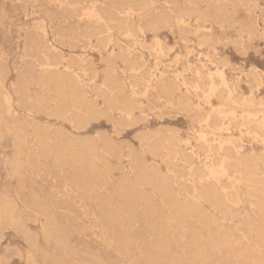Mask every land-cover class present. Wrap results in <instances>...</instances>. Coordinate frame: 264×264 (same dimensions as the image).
I'll return each mask as SVG.
<instances>
[{"label":"rangeland","instance_id":"374dc122","mask_svg":"<svg viewBox=\"0 0 264 264\" xmlns=\"http://www.w3.org/2000/svg\"><path fill=\"white\" fill-rule=\"evenodd\" d=\"M184 1L150 0V4L154 13L172 12L171 9H173L175 4L181 5ZM252 1L254 6L251 13L257 18L258 31L253 36H249L247 33L239 35L237 27L228 28L226 25L221 28L218 25H214L213 32L217 37V43H215L216 41L214 42V51H212L208 46L200 44L194 33L187 34V38L185 37L184 40L180 38L178 28L174 25L160 29L156 34L152 31L146 32L147 30L140 32L142 24L146 21V10L145 8L137 7L132 0H122L118 5H114L111 0H0V94L10 106L9 109L0 108V125L7 134V138L0 145V160L5 163L4 172L7 188L19 197H29V205L42 207L39 214V216L41 215L40 218L38 216L39 220L34 221L26 218L25 226L20 228V230L19 228L16 230L14 227L4 223L0 224V251H3V253L6 251L5 253L7 254L6 260L2 264H29L31 261L33 264H43V253L41 252L55 254L52 262H56L55 257L60 260V255L62 254L60 247L64 245L66 248V242L69 240L67 249H71L70 243H72L73 251L66 249L67 253L63 257V261L67 262H65L66 264L72 262L74 264L81 263L80 255L83 258L88 250H94L93 252L91 251V255L97 254L95 251L101 252L104 260L108 262L147 264L143 255L138 254L137 251H132L130 247L124 250L122 254L113 251L115 235L113 228L105 220L107 219L105 206L108 203L105 195L113 189L112 187L115 186L117 177L105 174L104 179L102 178V181L98 184L100 186L98 191L100 192L101 190L102 193H100L103 196L97 202L90 203L86 195L72 184V179L78 176L79 167L77 164L72 163L61 172H57L53 167L54 157L48 153L46 155L42 154L39 138H42L45 142L50 141L47 136L45 138V133L49 130H55L59 134L58 139L61 144L70 143L75 139L95 141V144L99 143L97 147L100 150L103 138L113 137L119 143L123 152L129 149L140 151V136L143 134L149 135L148 133L151 135L157 129H165L166 131L167 129L168 131L172 129L173 133H177L183 139H187L197 125L193 120L186 115L178 113L176 109L168 108L162 99L158 101L151 100L140 93V89L149 80L154 84L155 79L152 81V75L159 76L160 72L166 67L179 70L183 54L193 64L197 62L205 64L211 72L220 68L223 69L228 79L238 72L233 70L231 66L243 67V70L255 67L254 69L259 74L261 73L260 75L263 78V86L258 92V96L264 97V0ZM202 6H206V0H202ZM226 7L229 13L234 11L232 2H228ZM246 7L245 5L244 8ZM237 16L238 19L242 18L243 12H238ZM183 20L189 24L191 30H200L202 27L210 29V21L197 19L195 15L190 18L183 17ZM98 29L101 31L100 34H95ZM123 56H128L130 64L122 61ZM219 57L225 58L224 60L226 61L230 60L227 61V66L225 65L222 68L221 65L217 64L216 60ZM110 65L114 66L116 73L124 80L125 85L129 88L130 97H134L137 100L140 109L133 111V121L128 122L126 120V124H124L125 120L119 122L116 119L124 118L125 114L120 110L109 108L103 99L97 96L98 108L111 111V117H106L108 113L100 110L97 114L88 116V122H85L86 124L82 123L85 127L82 124L77 125L76 120L70 116V112L79 106L77 103H71L67 99L61 100L59 98L56 90L51 86L52 84L54 85V82L51 83L54 71L70 68L83 81L91 85V82L100 83L102 70ZM95 69L98 70L97 78H93V70ZM133 73L137 75L136 80L140 82L137 85L134 84ZM180 78L187 82L189 74L182 73ZM50 86L51 88L49 89ZM183 88L185 90V86ZM190 90L198 108L211 109L216 107V105H210L193 88ZM243 92H246V89H243ZM90 93L95 95L93 91ZM38 97L42 98L44 102L41 107L43 110H37L32 106L33 100ZM60 101L66 109V119L59 118L56 114V108ZM106 113L107 115H105ZM222 114L225 124L238 136L239 130L243 128L239 124L240 112L237 110L232 112L231 108L225 107V111ZM231 115H236L237 118L230 119ZM127 123L129 124L127 125ZM34 124L36 125L33 126ZM17 132L22 133L24 141L17 148L12 149L11 144H9L11 143L10 137ZM249 148H246V151H249ZM254 149L261 151L262 147L254 143ZM103 154H105L104 157H109V154ZM103 154L102 158H104ZM126 158L123 155L120 159L124 165L128 163ZM101 160L98 159L96 161L100 168L102 167V162L109 159ZM147 160L150 163L152 162V159ZM156 161L159 163L162 173H167L165 164L159 159H156ZM197 163L198 161L195 160V164ZM175 167L178 171L177 179L185 180L189 186L186 188L187 191L181 194L180 198H182V195L183 198L192 196L198 185H194V181L187 179L186 172L189 168L187 163L183 162V160H177ZM222 180L226 181L224 178ZM224 182V189L228 186L229 189L226 187L225 190H230L229 184L226 182L224 184ZM101 185L106 187L101 188ZM208 185L210 184H207L206 187ZM238 187L243 195L244 187L242 185ZM143 188L144 192L146 194L150 193L151 195L149 196L152 197L153 201H156V212L151 215V218L147 217L144 214V206L137 201L138 204H135L137 203L135 202L131 205L129 213L135 219L129 220L130 217H126V221L125 216H122L121 220H124V227L128 225L127 228H123L125 231L127 230L126 233L133 238V241L142 239L146 243V241L152 240L155 235V239L159 241L165 239L173 241L177 250H180L181 245L187 242V238L184 236L185 234L188 235V233L184 230L173 226L174 231L167 238L160 231H149L147 225L151 221L149 219L158 222V219L169 216V210L167 204L164 203L163 205V202L159 200L158 194L154 193L152 186L143 185L141 189ZM116 195L118 196L117 193H114L111 198V205L116 204L114 205L115 208L122 205L118 204L123 203L122 199H119V196L117 197ZM113 200L114 202H112ZM160 202L161 204H159ZM98 203L100 204L98 205ZM163 206L165 210H162L164 209ZM203 206L205 209L203 211V220L200 222L190 221L191 229L203 237L208 236L210 233L215 237H219L222 232L219 229L222 226V221H224L223 224L230 225L231 229L235 230V232L233 231V239L229 250L227 252L223 249L212 250L214 253L206 264H264V243L252 239L250 234V220L253 217L250 201L243 199L238 205L231 207L232 213H238V216L232 220H221L220 215L215 213L217 216L215 222L210 220V217L214 214L210 205L204 203ZM234 208L237 209L235 210ZM18 209H21V207L18 206ZM156 213L162 214V216H158L159 214ZM49 215L54 217V219H59H57L58 221L55 220V222L57 221L58 224H56L60 226V229L62 227V230H65V233L67 232L66 242L64 241L63 245L58 243L59 246L52 243L53 246L51 244L50 246L48 241L45 243L46 240L39 237L37 245L27 251L25 249L24 230H27H25L26 233L32 232L31 234H34L35 232L33 231L38 229L39 223L47 224L46 221L49 219ZM44 216H46V220ZM74 225H77V227ZM75 228H77V231ZM147 231L149 234H146ZM242 232L247 236V239L244 240L242 238ZM78 245L82 246V249L86 248L87 250L83 249L82 251ZM74 247L76 248L74 249ZM44 249L46 250L43 251ZM72 253H78V256ZM59 260L55 264L59 263ZM156 264L161 263L157 262Z\"/></svg>","mask_w":264,"mask_h":264},{"label":"bare ground","instance_id":"6f19581e","mask_svg":"<svg viewBox=\"0 0 264 264\" xmlns=\"http://www.w3.org/2000/svg\"><path fill=\"white\" fill-rule=\"evenodd\" d=\"M111 1L114 5H118L122 2V0ZM132 1L137 7L145 8L146 10V21L142 26L140 25V32L147 30L146 32L152 31L156 34L160 29L168 28L169 25H174L178 28L180 38L184 40L187 34L194 33L200 44L208 46L212 51H214L213 45L217 39L213 32L214 25H218L221 28H224L226 25L228 28L237 27L239 35L247 33L249 36H253L258 31L257 18L251 13L254 6L252 0H206V6H202V0H185L181 5L175 4L173 9H171L172 12L167 11L160 13L153 12L150 0ZM228 2H232L234 10L232 13H229L227 10L226 5ZM245 5L247 6L246 8H244ZM238 12H243L242 18L238 19ZM194 15L197 19L210 21V29L202 27L200 30H191L189 24L183 20V17L190 18ZM100 32L101 31L98 29L95 31V34H100ZM215 43H217V41ZM188 59L189 58L183 54L180 60L179 70L166 67L160 72L159 76L152 75V81L155 79L154 84L149 80V82L140 89V93L149 97L151 100L158 101L162 99L168 108L176 109L178 113L188 116L197 124L187 139H183L179 134L173 133L171 131L172 129L169 131L168 129L167 131L165 129H157L156 132L151 135L150 133H148L149 135L140 134L142 135L140 136L141 138L139 137L141 142L140 151L129 149L123 152L119 143L115 141L112 136V138H103L100 150L97 147L99 143L95 144V141H80L75 139L70 143L61 144V141L59 142L58 139L59 134H57L55 130H49L45 133V138L47 136L50 138V141L45 142L42 138H39L42 154L46 155V153H48L54 157L55 162L53 167L57 172H61L72 163L77 164L79 167L78 176L72 179V184L76 189L86 195L90 203L97 202V200L103 196L100 188L99 190L101 193L98 191V187H100L98 184H100L102 178L105 177V174L117 177L115 186L105 195L108 202L107 206H105L107 216L105 220H107L106 223L113 228L115 235L113 251L122 254L124 250L130 247L132 251L134 250V252L137 251L138 254H142L147 264H156L157 262L161 264H206L214 253L212 250L216 249L218 251L223 249L226 252L229 250L233 239V231L235 232V230L231 229L230 225L223 224L224 221H222V226L219 229L222 231L219 237L213 236L212 233L203 237L198 232L191 229L190 221L200 222L203 220V211L205 210L203 206L204 203L210 205L213 210L214 214L210 217V220L215 222L217 220L216 214L220 215L219 217H221V220H232L236 218L238 213H232L231 207L238 205L243 199L250 201V209L253 212L252 220H250V234L252 239L264 243V97L258 96V92L263 86L261 73L259 74V72L254 69L255 67L243 70V67L231 66L233 70H237L238 72L233 75L232 78L228 79L223 69L220 68L217 71L211 72L205 64L201 62L193 64ZM224 59L219 57L216 60L217 64L221 65L222 68L225 67V65L227 66V61L229 60L226 61ZM122 61L130 64L128 56H123ZM97 72V69L93 70V78L98 77ZM182 73L189 74L187 82L180 78ZM53 74L54 77L51 83L54 82V85L52 84L51 86L56 90L59 98L61 100L67 99L71 103H77L79 106L77 109L70 112V116L76 120L77 125H81L82 123L86 124L85 122H88V116L97 114L100 110H103L100 107V109L98 108L97 96H100L109 108L120 110L125 114L124 118L116 119L119 122L125 120V123L123 122L124 124H126V120L128 122H131V120L133 121V111L140 109L137 100L134 97H130L129 88L125 85L121 76L116 73L112 65L102 70V79L99 84L91 82V85H89L70 68L58 69L54 71ZM132 76L134 84H139V80H136L137 75L133 73ZM184 86L185 90L183 88ZM191 88L204 97L210 105H216V107L211 109L198 108L191 96ZM243 89H246V92H243ZM91 91H93L95 95L91 94ZM32 103V106L37 110H43V108H41L44 103L42 98L38 97L33 100ZM9 107L7 100L0 94V108L9 109ZM225 107L231 108L232 112L234 110L240 112L239 124L243 128L239 130L240 133L238 136H236L232 129L225 124V119L222 114L225 111ZM46 108L48 109V107ZM103 111L108 113V115L107 113L105 114L107 115L106 117H111V111H107L106 109ZM56 114L59 118L62 117L66 119L67 117L66 109L61 101L57 105ZM235 118H237L236 115H231L230 117V119ZM84 124H82V126H84ZM128 124L129 123H127V125ZM35 125L36 124L33 126ZM5 138H7V134L0 125V145ZM10 140L11 143H8L11 144L12 149H15L24 141V136L22 133L17 132L10 137ZM254 143L262 147L261 151H256L254 149ZM248 147H250V150L246 151ZM103 153L109 154V157H104L105 154ZM102 154L104 158H102ZM123 155L128 159V163L125 165L120 160ZM98 159L109 160H104L100 168L96 163ZM147 159H152V162H148ZM156 159H159V161L165 164L168 171L167 173H162ZM177 160H183V162L187 163L189 167L186 172L187 179L192 182L194 181V185H198L192 196L183 198L182 195V198H180L181 194L187 191L186 188L189 186L185 180L181 178L177 179L176 177L178 174L177 168L175 167ZM195 160L198 161L197 164H195ZM4 166L5 163L0 160V224L4 223L14 227L16 230L18 228L20 230V228L25 226V220L33 219L36 221L38 219L42 207L38 205L34 207L33 205H29V197H19L16 193L7 188ZM223 178L226 179L225 182L229 184L230 190H225L226 187L228 188V186H226L227 184L224 189ZM207 184L210 185L206 187ZM143 185L152 186L154 193L156 192L158 194L160 197L159 200L163 202V205L164 203L167 204L169 210V216L165 218L162 217L163 219L159 217L160 219H158V222L149 219L151 220L147 224L149 231H160L165 235V238H167L170 233L174 231L173 226L184 230L188 233V235L185 234L184 236L187 238V242L181 245L180 250H177L174 242L171 240L167 241L165 239L159 241L155 239L154 235L152 240L146 241L145 243L142 239H135L133 241V238L126 233L127 230L125 231L124 228H127L128 225L124 227V220L122 221L121 219L122 216H125L124 218L130 217L131 219L129 218V220L135 219L129 214L133 203L137 201L140 202L144 206V214L147 217L151 218V215H154L153 213L156 212V201H153L152 197L149 196L151 195L150 193L146 194L144 192V188L141 189ZM239 185H242L244 187L243 189H245L243 190V195L239 191ZM103 187L101 185V188ZM113 190L114 193L118 194L119 199L121 198V201H123V203L118 204L122 205L119 207L117 206V208L114 206L116 204L113 205L114 207L111 205V198L112 195H114ZM112 202H114V200ZM138 202L135 204H138ZM161 202L159 204H161ZM99 204L100 203H98V205ZM18 206H20L21 209H18ZM29 207H31L30 210H28ZM139 210L141 209L139 208ZM162 210H165V207ZM159 212L162 213L160 210ZM165 213L167 212L165 211ZM160 215L162 216V214L158 216ZM52 216L49 215V219L46 221L47 224H40L38 221V229L33 231L35 232L34 234H31L32 232L26 233V229L24 230L23 234L26 240L25 249L27 251L37 245L39 237L46 240L45 243L48 241L49 245H52V243L58 246L60 243L63 245L62 243L67 237V232L65 233L62 227L60 229V226H57V221L59 219H54ZM45 217L46 216H44V219L46 220ZM127 218L125 219L126 221ZM55 220L57 221L55 222ZM75 227H77V225ZM224 227L226 228L222 230ZM76 229L77 228H75V230ZM147 233L148 231L146 234ZM242 238H244V240L247 239V236L243 234V232ZM69 242L70 240L66 242L67 245ZM70 244L71 249H68L73 251L72 243ZM67 245L66 248L64 245L60 247L62 249L60 260L58 257H55L56 262L57 260L60 261L57 264L67 263L63 261V257L68 250ZM81 247L79 246V248ZM75 248L76 247H74V249ZM45 250L46 249L43 251ZM91 251L92 250H88V252L84 251L87 253H85L83 258L80 255L83 261L81 260L79 264H118L113 261L108 262L104 260L101 252L95 251L97 254L91 255ZM5 252L3 253V251H0V264L6 260L7 254ZM41 253H43V264L56 263L54 261L52 262L54 259L53 255L55 254H50L48 252ZM72 254L77 255L78 253ZM73 258L75 257L73 256ZM29 264H33L32 261ZM69 264H74V262Z\"/></svg>","mask_w":264,"mask_h":264}]
</instances>
